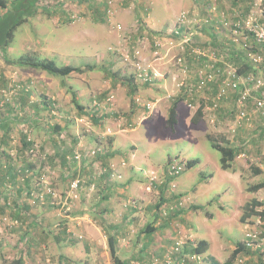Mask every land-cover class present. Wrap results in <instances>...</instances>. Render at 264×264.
Listing matches in <instances>:
<instances>
[{
    "label": "rangeland",
    "instance_id": "obj_1",
    "mask_svg": "<svg viewBox=\"0 0 264 264\" xmlns=\"http://www.w3.org/2000/svg\"><path fill=\"white\" fill-rule=\"evenodd\" d=\"M15 1L9 0L10 6ZM77 1L27 0L31 4L30 10L35 8L36 12L16 29L14 38L5 50L0 47V264H8L19 258L23 260V257L26 263L22 264H31L27 260H35L34 264H47L43 254L58 256L62 252L56 243V236L62 232L71 241L75 258H80L84 250L88 251V246L91 248L87 234H91L90 222L95 218L90 208L103 187L111 183L120 184L106 177L110 174L111 178V164L104 163L102 159L107 155V144L115 133L113 121L117 127L128 129L142 123L138 133L128 134L127 142L136 134L147 136L151 131L159 133L156 139L150 141L157 142L153 161L155 165H165L163 173L153 169L147 177V189L154 190L149 201L152 209L161 205L163 198L170 196V190L176 191V182L181 181L187 188H194L202 180L204 182L207 174H213L212 181L200 187V201L205 206L198 207L199 214L206 215L208 201L215 219L230 215L232 227H219L225 238L244 240L248 226L258 227L264 238V217L253 215L246 222L240 219L244 206L253 198H258L264 204V187L256 192L248 191L250 185L264 182V111L255 104L264 92V42L258 43L245 26L251 18L264 23V0H241L242 4L237 6L235 4L240 0H197L199 7L195 10L199 13L195 10L181 11L163 36H153L149 31L144 33L138 21L130 25L118 19L121 9L119 0H113L115 13L111 19L107 12V0H93L94 7H88L85 2L91 0ZM131 2L135 4V0ZM3 12L4 9L0 8V16ZM183 13L188 16V24L182 34L177 35L172 30L178 26ZM237 22L241 26L235 33L233 30ZM118 24L122 27L119 28ZM210 31L214 35H210ZM160 37L164 43L161 59L155 57ZM168 39L174 40L172 47ZM94 43L98 46L90 49ZM250 54L260 56L261 60L254 61ZM139 55L144 58L145 64L152 63L163 79L168 73L172 81L170 92L180 86L184 90L180 91L181 94H185L193 111L196 112L201 103L205 105L200 124L186 121L183 113L175 127H171L168 121L163 127L156 124L157 116L152 115L155 100H144L135 93L138 84L153 88L158 84V80L153 83L140 80L136 72ZM28 58L52 61L61 67L71 65L85 68L92 65L93 69L56 75L43 68L20 64L19 61H27ZM244 61L254 66L239 73V66ZM208 69L215 71L213 81L203 90L188 95L187 90L196 83L199 72ZM122 79H125L124 86L118 87L117 82ZM232 80H238L239 86L233 89L227 83L226 95L213 107L219 87ZM216 84L217 90L211 93ZM123 88L129 90L128 94ZM46 89L50 94L46 93ZM119 89H122L125 100L130 98L133 110L142 106L146 108L136 121L123 122L122 117L127 119L134 112L118 109ZM111 93L115 95V102L107 103L106 98ZM94 100L103 102L96 112L91 110ZM148 102L152 109H147L145 104ZM39 103L44 106L39 107ZM29 111L34 114L29 115ZM81 117L84 121H78ZM161 120L163 122V118ZM235 124L252 131L249 135L252 139L244 143L240 140L241 136H234L238 128ZM99 127H104L103 134L99 133ZM189 127H193L195 136H201L202 130H206L207 136L211 134L218 142L228 146L246 144L242 148L246 151L242 160L235 159L230 165L235 170H242L239 195L232 188L229 194L221 193V187L225 185L219 179L218 172L222 166L221 153L205 137L195 144L187 137L191 131ZM108 128L111 133H108ZM228 134L231 135L229 139L226 137ZM91 135L98 136L100 140L96 141ZM145 136L142 140L146 145L149 139ZM95 148L100 150L90 154ZM76 152H81L82 158L77 159ZM192 157L199 158V163L189 168L185 159ZM174 162H186L187 168L178 175H170L168 167ZM256 166L261 168L260 174L253 171ZM120 174L118 170L114 171L112 178L120 179ZM74 181L78 182L77 187H73ZM170 197L173 198L172 195ZM237 197L241 203L236 205L237 210L234 211L232 203ZM226 200H230L231 204L218 207ZM127 204L136 205L135 208L142 205L135 199H129ZM184 205L185 200L181 198L179 206ZM182 208L189 210L185 206ZM263 208L264 205L259 210ZM100 210L94 209V213ZM146 213H149L148 210ZM97 221L104 235L114 233L112 224L104 223L100 217ZM145 224L139 227L138 235L128 239L133 243L125 245L122 251L123 254L131 246L133 250L150 252L146 259H134V264H213L207 257H200L196 250L200 241L206 239L205 236L194 241L189 235H184L170 242L162 254L154 253L159 245L153 241L152 234L149 236L150 242H146L149 233ZM130 232L133 230L130 229ZM202 232L207 233V229L202 228ZM145 233L147 235L142 237ZM117 247L119 252L121 247L118 244ZM244 254L247 259L239 257L241 261L237 263L264 264L260 250H245Z\"/></svg>",
    "mask_w": 264,
    "mask_h": 264
},
{
    "label": "crops",
    "instance_id": "obj_2",
    "mask_svg": "<svg viewBox=\"0 0 264 264\" xmlns=\"http://www.w3.org/2000/svg\"><path fill=\"white\" fill-rule=\"evenodd\" d=\"M79 1L81 0H78L77 2L80 3ZM92 1L93 0L85 1L87 2V5H89L88 7L93 6ZM197 2V0H135V4L132 5L131 0H119L118 5H120L121 9L118 13L117 18L130 25L138 21L142 26V31H145L144 33L149 31L153 36L157 34L158 36H163L164 31H166L167 28H169L170 24L173 23L174 18L183 10L197 9V7H199L197 5L199 3ZM237 4H242L241 0L237 1L235 5L237 6ZM196 13H199V11H196ZM201 13L203 14V11ZM209 33L210 35H214L212 31H210ZM97 46L98 45L94 43L92 44L90 49ZM169 74L172 75V72H170ZM156 80H158V84H156L154 88L147 85L138 84V90L135 93L136 95L142 96L144 100H155V107L152 115L157 116L156 124H159V126L161 125L163 127V125L168 121L169 108L173 103L171 100H175L176 98H178V96L184 90H181L182 88L178 86V89H174L172 92H170L172 89V81L170 79V76L168 77V73L166 74L164 79L160 75V77H158ZM115 82L117 81L115 80ZM124 83L125 79L117 82L118 87H121V85L124 86ZM217 88L218 84L215 85L211 93H215ZM123 90L126 92V94H128V89L126 90L125 88H123ZM46 93L50 94L47 89ZM170 94L177 96L174 97ZM118 97V109L123 112H126L127 110L131 113L134 112L131 117L127 119L122 117L124 120L123 122H125V120L136 121L139 118V115L145 112L146 108L143 106L138 108L136 107L133 110L131 108L130 98L126 100L124 99L125 97L123 95L122 89H119ZM41 105L43 104H38L39 107ZM29 112V115L34 114L33 111ZM182 113L184 114L186 121L188 120L192 124H194V122L192 121V117L194 116L195 111H193L190 104L187 103L186 99L180 100L176 105V124H179L180 114ZM230 114L231 112L229 113V115ZM161 118H163V122ZM201 121H203V119H201L198 123L200 124ZM111 123L115 124V133L112 134L110 138L111 142L107 144L108 149L106 148V151H108V153L102 159L104 163L108 165L111 164V167H109L111 171V178L110 174L106 177L108 179H112L111 181H116L117 184H120L116 185L114 183L113 185H111V183L108 186L106 185L105 188L103 187V189H101L97 195L98 199L96 200L95 204H93L94 206L90 208L91 214L95 218L94 220H91V218H89L91 220V234H87V237L91 248L88 246V251L84 250L80 253V258H75L73 256L74 253L72 252V243L68 240L67 234H65V232H62L60 235L56 236L57 246L62 248V252H59L58 256L57 254L55 256L43 254V259L44 257L46 258L45 260L47 261V264H74L72 262H75V264H114L108 246L107 236L109 233H106V235L103 234L101 225L97 221V219H99L100 217V220L104 223L110 225L112 224V227L114 228V234L118 240V246L121 247L119 248L118 253L121 258L129 261L131 264H134V259H146V257H148L150 254V252H148L147 250L146 252L144 249L133 250L134 248H132L131 246H129L130 248L127 249L126 252L124 251V253L122 254V251L125 250V245L133 243L132 240L129 241L130 238L138 235V229L144 223H146L145 225L148 226L147 229L149 235L145 233L142 235V237L147 235V238L145 240L146 242H150L149 236L152 234L153 241L157 245H159V248H157V251L154 253L162 254L163 252H165V247H167L170 242H173L174 239L180 237L183 238L184 235H189V238L194 241L200 236H205L206 239L203 240L207 241L206 249L204 252H198L200 254V257H207L210 261L213 262V264H223L230 257L237 243L243 242L244 240L235 241L232 238H225L226 236L219 230V227L220 225L224 227L227 225V227L229 228L232 227V224L229 222L230 215L220 216L215 219L214 212L210 211L211 203H209L208 201H206L209 205L205 211V216H202L203 214H199V208H193V206H205V204L200 201V196L202 195V189L200 187H202L206 182V184L210 183L214 178L213 174H207L204 182L202 180V182L195 185L194 188H187V185H183L181 181L176 182V191L170 190V196L172 195L173 198H171L170 196L168 198H163L161 205H159L157 208L155 207L152 209L149 201L152 197V194L154 193V190L150 191L147 189V177L149 171L153 169H156L160 173H163L165 165H155L153 161V153L157 142L150 141L153 138L156 139L159 136V133L154 134L151 131L150 133H147V136L136 134L134 137L129 138V142H127L128 134L138 133V131L140 130V125L142 123L138 124L133 129L117 127L116 122L114 121ZM176 124L174 125V127L176 126ZM190 125L191 124H189V126ZM234 126L237 125L235 124ZM202 127H204V125H202ZM237 127L238 128H236L234 136L235 134H237L236 136H241L240 140L242 139V142L244 143L252 139L251 136H249L251 134L250 132L252 131H247V127L243 128L241 124H239ZM189 129H191V131L188 133L187 137L190 138L195 144L201 142V139L204 137L210 141L207 136L206 130H202L203 134L201 136H195L193 127H189ZM100 132L102 134L104 133V127H99V133ZM146 132L148 131L146 130ZM91 136L94 137L93 135ZM144 136L147 137V140L149 139V143L146 145L142 140V137ZM226 137L227 139H229L231 138V135L228 134ZM94 138L96 141L100 140L98 136H95ZM91 143L100 144L105 142ZM127 145H129V148H127ZM143 145H145V147L142 148ZM245 145L246 144L242 145L237 143L229 145L238 151V155L235 157V159H239V161L242 160V157L246 154V151L242 149L243 147H245ZM185 160H187V162L191 160H198L197 163H199V158L192 157ZM196 164L192 167L196 166ZM230 167L226 169L221 166L220 170L218 171L220 175L219 179H221V182L225 183L224 187H221L222 190L220 191L221 193H223V195H226L229 194L232 188L234 191L236 190L239 195L241 186L240 181L242 180V170H235ZM229 169L230 171H228ZM91 170L93 171V168ZM117 170L118 172L122 173L119 176L120 179L115 177L112 178V173ZM8 173L12 174V171H9ZM223 188L225 189L223 190ZM174 195H176L175 198ZM181 198L185 200L184 206L185 208H189V210H183L182 207L184 206H179V201ZM129 199H135L139 203L141 202L142 205L139 206V208H135L136 205L135 207L128 206L127 203ZM227 199L230 198L227 197ZM228 203L231 204V201L226 200L225 202L220 203L218 207H225V205L227 206ZM240 203L241 199L237 197V199L232 203L235 207L234 211L237 210L236 205H240ZM94 209L101 210L98 211V213H94ZM147 210L149 213H146ZM103 217H105V219ZM102 228L105 232H107L103 225ZM202 228H206L207 233H203ZM130 229L133 230V232H130ZM241 232L243 233V228L241 229ZM253 249L260 250L261 253L262 250H264L263 248H245V250ZM244 251L240 252L237 255L235 261L231 264H239L237 263V261L240 260L239 257L247 259L243 256L245 255ZM38 255L41 254L38 253ZM1 256L2 255L0 254V260L2 261ZM35 256H37V254ZM45 260H41L42 263H44ZM13 261L11 260L8 264H12ZM34 261L31 262V260H27V262H30L31 264H34ZM22 262L26 263L25 257H23ZM244 263L247 264L246 262Z\"/></svg>",
    "mask_w": 264,
    "mask_h": 264
},
{
    "label": "trees",
    "instance_id": "obj_3",
    "mask_svg": "<svg viewBox=\"0 0 264 264\" xmlns=\"http://www.w3.org/2000/svg\"><path fill=\"white\" fill-rule=\"evenodd\" d=\"M30 2L28 3L27 0H16L12 6H10L9 0H0V8L4 9V12L0 16V47L2 50H5L6 47L10 44L12 39L14 38V34L16 29L23 23L28 20L29 16L34 15L35 8L30 10ZM24 59V58H23ZM20 64L23 65H30L36 68H43L53 74H60V75H68L72 71L76 72H84L85 68L93 69L92 65H86L85 68L81 66H58L52 61L42 62V61H35L32 58H28L26 60L19 61ZM242 63V62H241ZM254 65L248 61H244L241 66H239V73H244L248 68H252ZM185 94L179 95L176 98L169 109V117H168V124L173 127L176 122V105L180 100L185 99ZM204 107L205 105L202 103L196 110L194 116L192 117V121L194 123H198L204 116ZM208 138L211 141V144L214 148L218 149L221 152V165L224 168L230 167L232 161L238 155V151L231 146L224 145L221 142L217 141L213 135L208 134ZM27 144V143H26ZM198 162V160H191L188 161V167H192ZM253 171L255 174H260L262 172L260 167H254ZM264 187V182H259L252 184L248 187L250 192H256ZM264 205L258 198H253L249 203L244 206L243 213L241 215V221L246 222L250 217L253 215H260L264 217V208L259 210V207ZM200 206H194V208H198ZM118 240L114 233L108 234V245L111 253V257L114 264H131L129 261L120 257L118 253ZM206 240L200 241L199 246L196 248L197 252H204L206 249ZM245 244L243 242H238L235 249L232 251L228 260H226L223 264H231L235 261L237 255L244 251ZM263 253V252H262ZM23 260L21 258L12 262V264H22Z\"/></svg>",
    "mask_w": 264,
    "mask_h": 264
},
{
    "label": "built area",
    "instance_id": "obj_4",
    "mask_svg": "<svg viewBox=\"0 0 264 264\" xmlns=\"http://www.w3.org/2000/svg\"><path fill=\"white\" fill-rule=\"evenodd\" d=\"M107 1H108V11L107 12H108L109 18L111 19L115 13L114 1L113 0H107ZM177 23H179L178 26L176 25V27L172 30V32L177 34V35H180L183 32V28L186 27L188 24L187 14L183 13L181 18L179 19V22H177ZM240 26H241L240 22L235 23V29L233 31L235 33H237L238 28ZM245 26H246V29L255 36V39L258 43L264 42V23L255 22L251 18L246 22ZM118 27L121 28L122 25L118 24ZM158 39H160V40L158 41V44L156 45L158 47V49L155 51V57L161 59L162 55L160 54V52H161L162 46H164V43L161 41L162 37H160ZM167 42H168L169 46H171V47L174 45L173 39H168ZM138 53H140V52H138ZM250 55L253 56L252 59L254 61H260L261 60L260 56H256L254 54H250ZM139 56H140V58L136 63V72H138V76L140 77V80L142 82H145V83H153L154 80H156L158 77H160L161 73L158 72L157 70H154L152 63L145 64L146 62L144 61V58L141 55H139ZM179 61H182V58H179ZM208 70L209 71L201 70L199 72L197 79H196V83L194 85L192 84L191 86H189V88L187 90L188 95H192L193 91L203 90L209 82L213 81L215 71L212 69H208ZM184 71L186 72L187 68H185ZM227 83H228V85H231L233 87V89L237 88L239 86L238 80H232V81L224 82L218 89L217 96L214 100L213 107H216L218 105V100H220L222 97H224L226 95V93L228 91L227 90L228 89ZM106 102L107 103H109V102L114 103L115 102V95L113 93L109 94L106 98ZM101 103L103 106V102H99L98 100H94V104H93L94 108L91 110L93 112L100 110ZM255 104H256V107L258 109L264 111V92L259 99H256ZM145 105H146L147 109H152V105L150 102L146 103ZM191 105L192 104H190V106ZM208 108H210V106H208ZM204 109H205V107H204ZM244 114H245V112H244ZM144 118H146V116ZM78 121H84V118L83 117L78 118ZM108 133H111L109 128H108ZM97 150H100V148H95V149L91 150L90 154L96 153ZM82 156L83 155L81 154V152H76L75 157L77 159L82 158ZM186 168H187L186 162H174V163L169 165L168 173L170 175H173V176L178 175V174L182 173ZM72 185H73V187H77L78 182L74 181ZM261 233H262V231L258 227L248 226L246 231H245V237H244V241H243L245 246L247 248H263L264 249V247H263L264 246V238L261 236ZM262 252H263L262 253L263 257H264V250H262Z\"/></svg>",
    "mask_w": 264,
    "mask_h": 264
}]
</instances>
